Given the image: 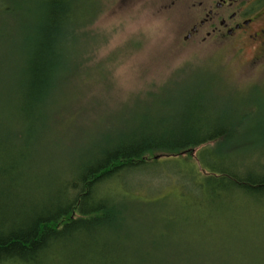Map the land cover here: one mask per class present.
I'll use <instances>...</instances> for the list:
<instances>
[{
	"label": "trees",
	"instance_id": "16d2710c",
	"mask_svg": "<svg viewBox=\"0 0 264 264\" xmlns=\"http://www.w3.org/2000/svg\"><path fill=\"white\" fill-rule=\"evenodd\" d=\"M27 1L33 16L0 0V264H262L264 126L250 148L241 141L250 115L241 107L232 122L229 82L195 77L160 102L173 113L79 144L66 89L93 16L81 0ZM150 171L173 176L178 208L206 207L212 220L140 193Z\"/></svg>",
	"mask_w": 264,
	"mask_h": 264
},
{
	"label": "rangeland",
	"instance_id": "374dc122",
	"mask_svg": "<svg viewBox=\"0 0 264 264\" xmlns=\"http://www.w3.org/2000/svg\"><path fill=\"white\" fill-rule=\"evenodd\" d=\"M33 2L23 0V11L30 7L32 16L37 11L34 5L37 1ZM171 2L80 1L78 11L84 10L87 17H93L78 28L84 34V47H81V51L84 50L83 65L73 73L66 89L72 100V125L75 127L69 129L68 136L73 135V140L82 139L79 143L82 144L101 138L106 128L136 122L148 116L162 114L161 117H164L173 113L171 107L159 106L160 102L169 100L182 86L200 75H207V79H212L214 84L215 77L219 76L229 82L230 85L225 84L224 89H220V95H228L232 103L230 109L236 110L232 122H238L237 117L243 114L241 107L250 115L244 127L236 126L245 136L241 141L250 148L251 143L261 137V125L264 126V65L247 64L250 58L248 51L239 53L184 41L190 17L179 6L168 8ZM213 89L218 93L215 87ZM233 90L239 91L236 92L239 95L236 96ZM236 101L238 103H234ZM216 112L212 111L213 114ZM240 157L241 160L247 159L244 154ZM157 172L150 171L139 176L142 182H151L146 188L142 186L145 189L140 193L145 195L147 190H158L155 197L165 196L168 208H178L176 204L182 202L178 183H173V176L165 182L158 181L155 179ZM176 210L188 216L189 222H198L199 218L212 220L206 207L190 204ZM213 220H216L215 217ZM262 249L260 257L264 264V241Z\"/></svg>",
	"mask_w": 264,
	"mask_h": 264
},
{
	"label": "flooded vegetation",
	"instance_id": "af4514ba",
	"mask_svg": "<svg viewBox=\"0 0 264 264\" xmlns=\"http://www.w3.org/2000/svg\"><path fill=\"white\" fill-rule=\"evenodd\" d=\"M190 17L184 41L248 51L247 64L264 65V0H172Z\"/></svg>",
	"mask_w": 264,
	"mask_h": 264
}]
</instances>
